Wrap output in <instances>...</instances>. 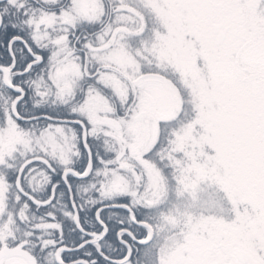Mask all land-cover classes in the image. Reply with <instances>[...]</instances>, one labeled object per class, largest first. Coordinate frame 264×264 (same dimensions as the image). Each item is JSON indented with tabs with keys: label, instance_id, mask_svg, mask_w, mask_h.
Segmentation results:
<instances>
[{
	"label": "snow or ice",
	"instance_id": "obj_1",
	"mask_svg": "<svg viewBox=\"0 0 264 264\" xmlns=\"http://www.w3.org/2000/svg\"><path fill=\"white\" fill-rule=\"evenodd\" d=\"M0 264H264V0H0Z\"/></svg>",
	"mask_w": 264,
	"mask_h": 264
}]
</instances>
